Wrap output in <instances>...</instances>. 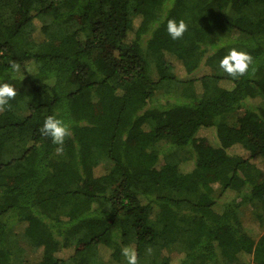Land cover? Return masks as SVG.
<instances>
[{"label": "trees", "instance_id": "obj_1", "mask_svg": "<svg viewBox=\"0 0 264 264\" xmlns=\"http://www.w3.org/2000/svg\"><path fill=\"white\" fill-rule=\"evenodd\" d=\"M168 19L187 24L180 38ZM230 31L252 56L242 76L219 68ZM200 65V89L169 96L175 70ZM0 83L16 89L0 109V264H127L125 246L137 264H264V0H0ZM49 115L69 125L62 145L40 131Z\"/></svg>", "mask_w": 264, "mask_h": 264}, {"label": "rangeland", "instance_id": "obj_2", "mask_svg": "<svg viewBox=\"0 0 264 264\" xmlns=\"http://www.w3.org/2000/svg\"><path fill=\"white\" fill-rule=\"evenodd\" d=\"M226 16L228 17V19L230 21H233L236 18V15L231 12L230 10H226L225 12ZM47 21L44 20V23H46ZM37 28H35V36L39 37V33H38V29L39 26L41 25L38 21V23H36ZM216 37L218 42L221 44L222 47H224L226 49V51H228L230 48H237L238 50H243V48L240 46L239 41L241 40L242 36L240 34H238L237 32L234 31H230L228 33H220L217 32L216 33ZM176 73V78H178L179 82H181L180 84H174L171 83L169 85V87L166 89L170 91L171 94H169V96L174 97L176 94H178L181 90V88L186 84L185 82L188 80H192L194 81V85L196 86L197 90L200 89V79L204 78L205 76L211 75L212 74V70L207 67L206 65H200L199 68L192 73L191 75L185 77V78H181L178 76V72L177 70H175ZM164 95V92L162 90H160L156 97H162ZM177 98V97H175ZM174 99V98H173ZM241 114V112H236L232 115H230L229 117H227V122L229 125H235L236 124V119L237 117ZM197 137L199 138H205L207 139V141L209 142V144L212 147H217V141L215 138V130L214 128H210V129H200L197 132ZM164 143H160L158 145V149H163ZM168 158L170 160L175 159V161L178 162V170L183 173V174H187L190 173L193 169H194V161L193 159L189 156L188 152L186 150H175L174 154L170 155L168 154ZM161 164H163V161L161 162ZM254 164L260 168L263 169L264 167V163L262 161L259 160H255ZM254 212H255V208L252 205H245L243 206L240 210H239V217L244 225V228L252 233V234H257L256 237L260 236V232L257 228V225H255L254 222ZM12 229V252H13V257H15V259L19 260V261H25L28 260L32 253H33V245L26 239L24 238V236L20 233V235L18 234V223L15 220H8ZM101 257L103 258V260H106L108 257V253L107 251L103 250V252L100 253Z\"/></svg>", "mask_w": 264, "mask_h": 264}, {"label": "clouds", "instance_id": "obj_3", "mask_svg": "<svg viewBox=\"0 0 264 264\" xmlns=\"http://www.w3.org/2000/svg\"><path fill=\"white\" fill-rule=\"evenodd\" d=\"M166 30L170 37L175 40L180 38L187 30V24L183 19H168ZM214 52L215 49H212ZM252 63V56L243 50L230 48L219 60V68L230 76H242L245 74L249 65ZM18 68V65H13ZM16 96V89L9 83H0V109L9 105L10 99ZM41 133L52 139L53 143L62 145L66 136L69 135L70 128L68 123L55 116H47L40 129ZM58 148L57 151H61ZM121 254L125 257L127 264H137V254L134 248L130 246L122 247Z\"/></svg>", "mask_w": 264, "mask_h": 264}]
</instances>
